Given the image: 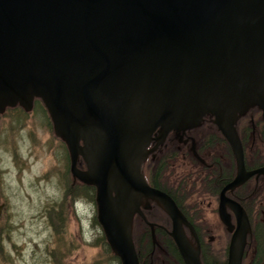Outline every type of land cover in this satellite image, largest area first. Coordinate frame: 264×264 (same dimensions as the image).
<instances>
[{
	"label": "water",
	"instance_id": "1",
	"mask_svg": "<svg viewBox=\"0 0 264 264\" xmlns=\"http://www.w3.org/2000/svg\"><path fill=\"white\" fill-rule=\"evenodd\" d=\"M34 99L67 148L72 180L95 188L96 220L120 264H139L135 216L157 245L142 211L151 201L184 264H201L183 231L191 225L142 167L152 142L210 116L237 167L221 205L226 190L264 172L245 171L235 128L253 108L264 123V0H0V114L30 112ZM235 213L228 264H241L249 230Z\"/></svg>",
	"mask_w": 264,
	"mask_h": 264
},
{
	"label": "rangeland",
	"instance_id": "2",
	"mask_svg": "<svg viewBox=\"0 0 264 264\" xmlns=\"http://www.w3.org/2000/svg\"><path fill=\"white\" fill-rule=\"evenodd\" d=\"M201 129L197 134L206 128ZM212 149L211 155L223 152L221 145ZM178 165L179 160L169 163L162 172L167 185L180 180ZM67 169L66 149L55 137L42 103L29 113L20 108L4 112L0 117V203L4 205L0 264H118L94 222L96 207L83 197V190L78 203L67 196ZM203 210L210 213L204 206ZM208 222H216L214 215H208ZM135 226L138 230L139 220ZM163 254L156 245L150 264L167 262Z\"/></svg>",
	"mask_w": 264,
	"mask_h": 264
},
{
	"label": "flooded vegetation",
	"instance_id": "3",
	"mask_svg": "<svg viewBox=\"0 0 264 264\" xmlns=\"http://www.w3.org/2000/svg\"><path fill=\"white\" fill-rule=\"evenodd\" d=\"M249 117L248 124L252 126V133L247 129L245 132H237L243 149L246 172L264 168V123L261 114L259 118L257 113L249 114ZM260 121L262 123H259ZM201 126L202 129H206L197 134ZM197 128L179 135L171 132L166 136L163 144L155 146V142H152L148 146L147 149L151 152L147 156L145 168L143 166V171L147 175L146 182L149 186L174 198L172 200L186 222L191 225V229L183 225V231L191 245L195 249L198 248L201 264H228L230 243L238 227L235 210L241 209L247 217L249 226L245 234L241 264H264V172L255 173L242 184L226 190L225 202L221 205L222 191L237 175L236 161L229 144L214 125L213 118L204 117ZM248 140L249 147L246 146ZM218 145L223 148L222 154L211 155L212 148ZM178 160L180 180L175 183L176 185L168 184V186L163 181L165 175L162 177V172L169 163H176ZM159 167L161 170L158 172ZM81 170L85 169L81 168ZM152 177L153 181H151ZM154 183L161 189L155 187ZM194 199L198 201L193 202ZM151 203L153 201L149 204L150 209L145 210L149 214L143 213L146 219L155 211ZM203 206L209 209L210 213L205 214ZM222 210L230 220L229 226L220 216ZM208 215H214L216 222L209 223ZM140 219L145 224L141 217ZM168 226L169 222L160 225L166 235H169L168 232L171 230V221L169 228ZM0 250L3 254L1 245ZM163 252L166 253L165 250ZM177 253L181 264H184L178 250Z\"/></svg>",
	"mask_w": 264,
	"mask_h": 264
},
{
	"label": "trees",
	"instance_id": "4",
	"mask_svg": "<svg viewBox=\"0 0 264 264\" xmlns=\"http://www.w3.org/2000/svg\"><path fill=\"white\" fill-rule=\"evenodd\" d=\"M39 102L41 103L40 100L35 99L34 100V105L38 104ZM14 108H20L22 110V112H25L23 110V108H21L18 105L13 107V108H7L5 111L10 110V109H14ZM44 109H45V107H44ZM255 113L258 114V118H259L260 114H261V111L258 110L257 108H253V109H250L246 113V115L241 116L237 120L236 129H237L238 133L245 132L246 129H247V131L252 133V126H250V124H248V123H250L249 114H255ZM3 114H0V117ZM253 121H254V118H253ZM246 123H247V125H246ZM259 123H262V122L260 121ZM202 126H204V125H202ZM61 142L64 144L63 141H61ZM64 147H65L66 152H67V161H68V169L65 172V176L66 177H68V175L70 176V184H66V194H67V196H69L71 199L75 200L76 198H78V196L81 195L80 193H82V190H83V192H84V193H82L83 197H85L88 200L89 203H91L93 206L96 207V204H95V188L92 187V186L83 185L80 182H78L77 180H75V181L72 180V177H71V174H70V171H69L68 151H67V148H66L65 144H64ZM79 163H80L79 168L80 169L81 168L85 169V165L82 162V160H80ZM146 164H147V162L145 161V163L143 165L144 168H145ZM160 170H161V168L159 167L158 172ZM162 170H164V169H162ZM143 174H144L145 179L147 180V178H146L147 175H145L144 171H143ZM153 179L154 178L152 177L151 181H153ZM154 185H155V187L159 188V186H157L156 183H154ZM159 189H161V188H159ZM151 204H153V207H154L155 212L157 214H156V217H150L149 216L147 220L149 222H151V223H155V224L158 225V226L156 225L155 228H154L155 237H156V240H157V245L160 247L161 251H163V250L166 251V253H164L162 255V258H164L167 262H170V264H181V260H180V257L178 255V253H177V250H176V247H175V245L173 243V240L169 237V235H166V233L162 230V227H160L161 224L165 225L166 222H169V226H170V219L168 218L166 213L159 206H157L155 203H151ZM143 213L145 215L149 214V212H147V211H144ZM137 220H139V223H140V227L138 228V230H136V228L138 226H135V223H136ZM94 222L96 224L98 223L96 219H94ZM141 222H142L141 219L138 216H135V218L133 220V226H132L133 243H134V246H135V250L137 252L139 264H150V256H152L156 245H154L152 243L149 227L146 224H144L143 222L142 223ZM169 226H168V228H169ZM157 236H158V239H157ZM103 240L105 241L104 237H103ZM105 244L107 245L106 241H105ZM107 247H108V245H107ZM113 257L117 261V263L120 264L118 258L116 256H114V255H113Z\"/></svg>",
	"mask_w": 264,
	"mask_h": 264
}]
</instances>
